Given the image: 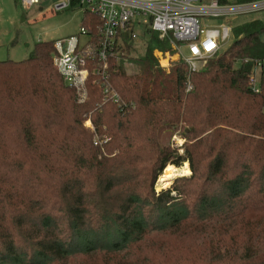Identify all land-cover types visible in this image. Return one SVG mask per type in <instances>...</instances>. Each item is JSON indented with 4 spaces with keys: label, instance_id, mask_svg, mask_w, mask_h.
<instances>
[{
    "label": "trees",
    "instance_id": "16d2710c",
    "mask_svg": "<svg viewBox=\"0 0 264 264\" xmlns=\"http://www.w3.org/2000/svg\"><path fill=\"white\" fill-rule=\"evenodd\" d=\"M101 22L83 10L89 40ZM131 31L105 76L89 63L81 89L58 72L53 39L0 60V264H123L168 231L208 240L201 264H264V79L259 91L249 79L264 58V19L232 24L229 44L198 69L181 57L166 71L154 50L175 48L148 27L131 55ZM176 131L182 152L163 142ZM186 161L191 174L155 189L169 164Z\"/></svg>",
    "mask_w": 264,
    "mask_h": 264
},
{
    "label": "built area",
    "instance_id": "2783aa9c",
    "mask_svg": "<svg viewBox=\"0 0 264 264\" xmlns=\"http://www.w3.org/2000/svg\"><path fill=\"white\" fill-rule=\"evenodd\" d=\"M46 0H18L23 8L41 5ZM51 11L83 7L97 13L102 22L99 40L91 41L87 27L80 24L78 34L54 41L53 62L69 86L81 89L89 73V63L94 72L106 75L109 58L118 55L116 44L122 45L120 32L132 27V37H137L142 27L156 31L168 38L179 50L180 56L191 69L203 66L208 57L218 52L231 37L232 24L217 21L222 15L232 16L264 9V0H47ZM203 19V23L201 21ZM140 27V28H139ZM139 28V30H138ZM141 33V32H140ZM80 34L86 36L80 41ZM181 46H185L182 50ZM250 86L260 90L264 79V58L255 59L249 75ZM104 92L119 101L120 94L108 83Z\"/></svg>",
    "mask_w": 264,
    "mask_h": 264
},
{
    "label": "rangeland",
    "instance_id": "374dc122",
    "mask_svg": "<svg viewBox=\"0 0 264 264\" xmlns=\"http://www.w3.org/2000/svg\"><path fill=\"white\" fill-rule=\"evenodd\" d=\"M50 7L47 0L42 1L41 5L34 4L29 8H23L18 0H0V60L25 58L38 40H56L71 34H78L83 7L78 6L57 11H51ZM254 17L264 19V9L232 16L222 15L217 17V21L238 24ZM203 19L201 18L202 23ZM140 32L135 37V49L131 51V55H136L137 52L144 49L145 39ZM231 37L222 45V49L229 44ZM79 38L81 42L86 40V36L83 34H80ZM173 47L175 52L154 50L159 63L166 71H169L173 63L181 58L179 50L174 45ZM181 48L185 50V46H181ZM164 59H167L165 65L162 63ZM125 66L127 72L137 70L131 60L125 59ZM85 124L92 125L89 120L85 121ZM163 140V142H170L171 146L177 147L179 152L183 151L185 138L180 132H166ZM189 174H191V169ZM159 176L158 178H160ZM158 178L154 185L156 190L165 187L158 184ZM204 239L200 233L194 235L183 231L151 233L133 247L121 262L123 264H191L192 262H194L192 264H201L203 260L208 263L211 246L209 247L208 240L204 241ZM101 257L98 255L80 259L78 264H106Z\"/></svg>",
    "mask_w": 264,
    "mask_h": 264
},
{
    "label": "bare ground",
    "instance_id": "6f19581e",
    "mask_svg": "<svg viewBox=\"0 0 264 264\" xmlns=\"http://www.w3.org/2000/svg\"><path fill=\"white\" fill-rule=\"evenodd\" d=\"M167 62V59H164L162 63L165 65ZM190 168L189 163L186 161L181 167H176L173 164H169L166 169L164 170L163 174L160 176L158 184H161L162 186H167L171 180L180 174H189Z\"/></svg>",
    "mask_w": 264,
    "mask_h": 264
},
{
    "label": "water",
    "instance_id": "95a60500",
    "mask_svg": "<svg viewBox=\"0 0 264 264\" xmlns=\"http://www.w3.org/2000/svg\"><path fill=\"white\" fill-rule=\"evenodd\" d=\"M180 175H182V174H180ZM175 177H177V176H175ZM175 177H174V178H175ZM174 178H173V179H174Z\"/></svg>",
    "mask_w": 264,
    "mask_h": 264
}]
</instances>
